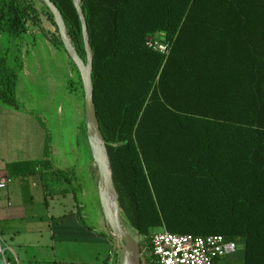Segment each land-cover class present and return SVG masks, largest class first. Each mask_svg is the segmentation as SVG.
I'll return each instance as SVG.
<instances>
[{
    "label": "trees",
    "instance_id": "1",
    "mask_svg": "<svg viewBox=\"0 0 264 264\" xmlns=\"http://www.w3.org/2000/svg\"><path fill=\"white\" fill-rule=\"evenodd\" d=\"M52 1L84 59L74 0ZM81 6L97 116L129 226L150 245L163 229L224 235L243 247L237 263L264 264V0H81ZM45 9L55 33L44 26ZM29 23L67 52L43 0H0V33L21 36ZM148 36L167 43L169 53L149 47ZM18 70L0 45V99L14 107ZM51 143L47 130L46 158ZM47 162L8 164L9 176ZM4 255L16 264L7 249Z\"/></svg>",
    "mask_w": 264,
    "mask_h": 264
},
{
    "label": "crops",
    "instance_id": "2",
    "mask_svg": "<svg viewBox=\"0 0 264 264\" xmlns=\"http://www.w3.org/2000/svg\"><path fill=\"white\" fill-rule=\"evenodd\" d=\"M5 38L7 42L2 45ZM0 45L3 52L8 51L10 66L19 68L18 107L0 99V172L9 175L7 166L11 163L48 160L30 174L10 176L12 182L0 189V241L4 252L7 249L16 264L34 260L113 264L110 229L99 196V177L78 176L73 166L76 157L73 145L69 150L60 127L53 129L42 120L66 77H75L77 70L69 54L55 46L42 30L31 27L21 36L0 33ZM21 74L26 76L23 85ZM42 80L52 91L47 88V94L40 97V86L34 84L42 87ZM83 98V109L79 104L75 108L78 116L82 115L85 128L84 94ZM62 112L63 108L59 113ZM47 130L52 137L48 158ZM86 138L96 172L88 135ZM87 251L93 252V261L84 259ZM0 264H7L4 253H0Z\"/></svg>",
    "mask_w": 264,
    "mask_h": 264
},
{
    "label": "water",
    "instance_id": "3",
    "mask_svg": "<svg viewBox=\"0 0 264 264\" xmlns=\"http://www.w3.org/2000/svg\"><path fill=\"white\" fill-rule=\"evenodd\" d=\"M43 1L46 6L51 10L57 27L59 29L60 36L64 43L65 49L67 50V53L72 58V60L75 62L81 74L85 93L87 135L93 153V157L99 171V196L110 232L117 239L118 243L121 246L120 264H130V259L132 257L133 250L136 251V264H142L141 246L125 229L122 223V209L120 207V196L115 186L106 141L102 134L97 116L96 105L94 102V85L92 79L94 57L90 45L86 17L81 6V0H74V2L82 21L84 44L87 53L86 61L77 52V49L68 34L67 26L63 15L58 9V7L52 0Z\"/></svg>",
    "mask_w": 264,
    "mask_h": 264
},
{
    "label": "rangeland",
    "instance_id": "4",
    "mask_svg": "<svg viewBox=\"0 0 264 264\" xmlns=\"http://www.w3.org/2000/svg\"><path fill=\"white\" fill-rule=\"evenodd\" d=\"M39 5L42 6V4L39 2ZM45 15L43 16L44 20V26L49 27L52 33H55L56 26L52 23V17L45 9ZM29 26L31 28H38L37 26L29 23ZM7 42L6 38L2 41V45H5ZM84 60H87V56L84 58ZM25 75L21 74V81L22 85L26 81ZM44 75L42 76V78ZM43 82V80H42ZM34 84L35 87L40 86V89L38 90L39 96L42 97L43 95L47 94V88L48 85L46 83ZM51 89V88H50ZM52 91V89H51ZM83 89L81 87V82L79 80L78 73L75 71V77L72 78L67 76L65 79V84H62L61 89L56 91L54 98L51 99V102L48 104L47 111L45 112V116L42 117V120L46 123L45 125H48L52 127L53 129H56L57 127H60V130L63 131L65 136V143L69 150L72 149V145L75 149L76 157L73 160V166L77 169L78 176H98L99 177V171L98 167L94 169L90 151L87 143L86 138V129L83 126L82 123V115L78 116L77 109L75 108L76 105H81V108L83 109ZM50 100V98H49ZM61 108H63V112L59 113L61 111ZM81 121V123H80ZM87 127V124H86ZM99 179V178H98ZM127 218L122 213V223L125 227V229L132 235V237L138 242L140 246L144 248L143 253L141 254V261L142 264H157L152 250L149 238H144L140 236L136 231L131 228L127 222ZM110 237L112 241V252L114 253L112 255V263L113 264H120L121 259V246L118 243L117 239L111 234ZM243 251V247H240ZM103 257V256H102ZM149 258V259H148ZM85 260L87 261H93L94 256L93 252L87 251L85 253ZM21 264H55L52 260L50 262H38V261H28L24 262L21 261ZM240 264V263H235Z\"/></svg>",
    "mask_w": 264,
    "mask_h": 264
},
{
    "label": "built area",
    "instance_id": "5",
    "mask_svg": "<svg viewBox=\"0 0 264 264\" xmlns=\"http://www.w3.org/2000/svg\"><path fill=\"white\" fill-rule=\"evenodd\" d=\"M147 44L163 54L169 53L168 44L153 36H148ZM11 182L12 178L8 174L0 172V189L6 188ZM151 243L157 264H235L242 259L241 243L220 234L201 236L163 229L153 233ZM0 253H4L1 241Z\"/></svg>",
    "mask_w": 264,
    "mask_h": 264
},
{
    "label": "bare ground",
    "instance_id": "6",
    "mask_svg": "<svg viewBox=\"0 0 264 264\" xmlns=\"http://www.w3.org/2000/svg\"><path fill=\"white\" fill-rule=\"evenodd\" d=\"M135 254H136V251L133 250L132 251V257L130 259V264H136V256H135Z\"/></svg>",
    "mask_w": 264,
    "mask_h": 264
}]
</instances>
